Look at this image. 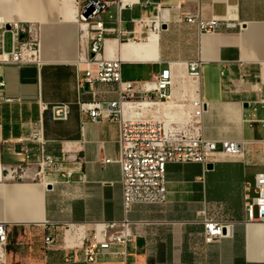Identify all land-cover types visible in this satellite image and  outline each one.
<instances>
[{
	"label": "crops",
	"instance_id": "0c3cea01",
	"mask_svg": "<svg viewBox=\"0 0 264 264\" xmlns=\"http://www.w3.org/2000/svg\"><path fill=\"white\" fill-rule=\"evenodd\" d=\"M161 2L160 10L153 4H134L123 10L116 3L110 4L103 14L106 27L117 28L120 24L127 35L109 33L107 55L123 57L125 80H151L170 65L173 85L169 98L162 102L172 96L176 106L168 126L183 128L192 112L191 100L201 97L208 102L202 119L204 135L218 141L219 146L223 140H238L251 152L234 158L221 157L207 165L169 163L167 202L161 206L137 205L129 213L130 219L139 221L132 252L142 264H264V223L248 220L244 198V185H254L255 175L264 168V133L255 128L264 124V115L259 116L264 114V103L259 102L264 98V0ZM4 6L5 1L0 0V13H20L24 18L19 21L32 19L47 24L50 30L58 32L56 38L64 43L73 42L81 58H86L87 30L81 45L79 33H69L73 30L70 22L78 23V0H16L12 6ZM230 7L243 22L242 29L200 34L195 25L180 20L186 13L225 16ZM141 17L159 20L160 30L149 33L147 27L137 26L134 19ZM2 46L10 50L12 42L9 32L2 40L0 30ZM199 58L203 60L201 78L194 82L188 63ZM76 63L45 60L41 65L3 68L7 95L22 100L0 104V186L44 184L40 180H6L2 175L5 168L26 159L18 139L28 135L42 115L47 151L79 159L81 170L74 172L70 181L61 179L53 187L44 185L8 194L0 190V221L17 223L13 220L35 215L54 221L87 223L124 218L121 169L116 161H105L119 156L120 123L83 121L78 101L91 100L92 96L87 85L78 89ZM84 67L82 64L81 68ZM115 98L116 95H109V99ZM40 99L52 106L70 103L69 119H54L52 106H45L42 113ZM148 115L165 123L170 119L163 113ZM35 151L32 147V153ZM67 164L75 165V160ZM203 209L233 226L229 235L195 252L191 246L193 237L203 226L193 221ZM81 229L72 232L70 238L80 241L84 236ZM227 232L225 229L224 233ZM9 257L11 262L20 260L17 252ZM105 258L107 263L118 260ZM33 264L85 263H67L65 251L57 245Z\"/></svg>",
	"mask_w": 264,
	"mask_h": 264
},
{
	"label": "built area",
	"instance_id": "2783aa9c",
	"mask_svg": "<svg viewBox=\"0 0 264 264\" xmlns=\"http://www.w3.org/2000/svg\"><path fill=\"white\" fill-rule=\"evenodd\" d=\"M77 20L86 25L88 52L85 62H77V84L81 90L89 87L91 100H79L78 107L83 121L116 120L120 123L119 156L106 158V162L116 161L121 169L124 218L100 222L54 221L44 219L28 224L0 221V264H28L25 261L9 260L8 246L10 235L15 226L27 225L39 228L42 233L44 255L53 247L65 251L67 263L106 264L105 257H117V261L107 264H142L132 252L136 240L135 231L139 221L130 219L129 213L137 205L161 206L167 202L168 188L166 168L169 163L199 162L207 165L222 156L238 157L243 153V145L238 140L219 142L207 138L203 133L202 119L208 102L201 97L191 100L192 112L183 128L169 127L158 117L140 114L139 104L143 102L165 101L169 98L173 85L171 66L165 67L151 80H125L122 76V60L109 57L106 53L107 35L117 33L126 37L127 32L119 26L108 28L103 14L110 4L116 3L119 10L134 4L155 5L162 8L161 0H78ZM93 11L86 16L88 9ZM230 7L225 16L202 13H186L180 20L195 25L200 34H215L223 31L239 30L243 22ZM121 19L119 20V22ZM137 26L147 27L149 33L160 30L161 23L156 19L141 17L134 19ZM7 25L10 28H7ZM2 40L4 34H11L12 46L0 48V104L20 102L21 98L10 97L6 93L7 82L3 68L8 65L43 63L41 59V35L38 23L20 21L0 23ZM85 65L81 68V65ZM243 65L244 63H240ZM203 60L194 59L188 63L189 75L199 81ZM116 95L109 99V95ZM259 102L264 103V98ZM42 113L51 103L39 100ZM55 115L59 120H68L71 113L70 103H59ZM125 109L127 110L125 113ZM47 138L44 132L43 115L28 135L18 139L20 150L26 155L22 162L5 168L12 180H40L47 187H53L61 179L70 181L74 172L81 170L80 160L70 155H57L47 151ZM32 147L35 153H32ZM75 165L67 164L74 161ZM3 171V173H4ZM254 189L255 193L252 194ZM245 209L248 220L264 223V168L255 175L254 185H244ZM203 226L202 231L194 234L192 250H201L206 245L219 241L231 233L233 223L210 216L205 209L193 221ZM89 225L81 239L68 236L74 226ZM86 228V227H85ZM225 229L228 230L227 233Z\"/></svg>",
	"mask_w": 264,
	"mask_h": 264
},
{
	"label": "bare ground",
	"instance_id": "6f19581e",
	"mask_svg": "<svg viewBox=\"0 0 264 264\" xmlns=\"http://www.w3.org/2000/svg\"><path fill=\"white\" fill-rule=\"evenodd\" d=\"M4 1H5L4 8L12 6L13 4L16 3V0H4ZM23 18L24 17L20 13H19L18 16H14V15H10V14L9 15H4L3 12L0 13V23H16V22H20L19 20H21ZM31 22L38 23L37 20H32V19H31ZM70 23H71V27H72L73 30L70 31V32L67 31L66 35H68V32L69 33H73V32L77 33L78 32L79 33V42L78 43H80V45H81V37L86 35V29H85L86 25L84 23H80L79 21H78V23L75 22V21H71ZM38 25L40 27V35H41V59H42V61H45V60L58 61V62L75 61V62H80V63H83V62L86 61L87 56H86V58L82 59L81 58V54L77 52L76 45L73 47V45H72L73 42L72 43L71 42L64 43L61 39L56 38L58 32H56V30L55 31L54 30H50L47 27V24H45L43 22H39ZM87 50H88V40H87ZM121 59L123 60L122 56H121ZM191 80L194 81V82H197L193 78H191ZM171 101H172V96L170 97L169 101H167V102H162V101L143 102V103L139 104L140 106H138L139 108L136 111L139 112L140 111L139 109L145 110V111L147 109H149V108L151 109L153 107V105L151 107L149 104L171 103ZM168 106L171 108L173 106H176V104H174V102H172V104H168ZM52 107H59V104L53 105ZM52 107H50V108H51L52 113H53V118L56 119V120H59V115H55V109H52ZM46 108H49V106H46ZM157 108H158V105H157ZM126 111L127 110L125 109V113H126ZM161 111H163V109ZM156 112H158V111H156ZM149 113H151V112H149ZM140 114L145 115V114H148V113H140ZM165 115L170 117V119H168L166 121V126H168L169 123H170V120L172 118V115L171 114H165ZM168 121H169V123H167ZM263 151H264V149H263ZM248 152L249 153L251 152L249 147H247V148L244 147L243 155L247 154ZM222 157H225V156H222ZM262 160L264 161V159H262ZM2 175H4V174H2ZM1 180H3V179H1ZM44 185L45 184L39 185V184H33V183H19V184H15L13 186H9V185L8 186H6V185L5 186H0V190L3 193H5V194L7 193L8 194L9 192H14V191L24 192V191L32 190V189H35V188H38V187H45ZM13 221L17 222V223H22V224H28V223H31V222H34V221L35 222H41V221H44V219L41 216L35 215V216H30V217L17 218V219H14ZM81 228L85 229L84 230V234H85L86 228L83 225H80V226H74V228L69 232L68 236L72 233V231L74 229L79 230ZM74 232H76V231H74Z\"/></svg>",
	"mask_w": 264,
	"mask_h": 264
},
{
	"label": "rangeland",
	"instance_id": "374dc122",
	"mask_svg": "<svg viewBox=\"0 0 264 264\" xmlns=\"http://www.w3.org/2000/svg\"><path fill=\"white\" fill-rule=\"evenodd\" d=\"M173 101L174 99H172L171 103L149 104L151 107L153 105L151 109L149 108L146 111L139 109L140 110L139 112L140 113H149V112L155 113L156 111H158L156 112V114H159L161 112L163 114L170 113L171 115H173V111H174L173 109H175V107H172V110H170V108L167 107L168 104H172ZM157 105H158V108H157ZM162 109L164 112L161 111ZM260 115H264V114L259 113V116ZM167 123H169V121ZM255 128L258 129L260 132L264 133V124L256 125ZM263 154H264V151H263ZM261 159H264V158H261ZM4 177L6 180H12V178L8 176L7 171H4ZM85 227L86 229H88L90 226L85 225ZM74 231H78V230L74 229L72 232ZM42 236H43V233L39 228H32V227L28 228L27 225H20L18 226L17 229H15L14 227L10 235V244L8 246L9 255L17 252L20 255V260L23 259L21 261L28 262V264H33V261H36V260L38 261L44 255ZM77 241L79 242V240ZM9 260L11 261L10 257H9Z\"/></svg>",
	"mask_w": 264,
	"mask_h": 264
},
{
	"label": "water",
	"instance_id": "95a60500",
	"mask_svg": "<svg viewBox=\"0 0 264 264\" xmlns=\"http://www.w3.org/2000/svg\"><path fill=\"white\" fill-rule=\"evenodd\" d=\"M92 11H93V9H92V8L88 9V10H87V12L85 13V15H86V16H88V15H89V14H90ZM7 28H10V26H9V25H7ZM87 87H88V85H87ZM245 106H248V105H245ZM208 166H209V167H211L212 165H211V164H209Z\"/></svg>",
	"mask_w": 264,
	"mask_h": 264
}]
</instances>
